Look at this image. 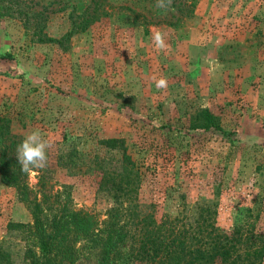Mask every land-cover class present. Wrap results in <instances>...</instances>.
Instances as JSON below:
<instances>
[{
	"label": "rangeland",
	"instance_id": "1",
	"mask_svg": "<svg viewBox=\"0 0 264 264\" xmlns=\"http://www.w3.org/2000/svg\"><path fill=\"white\" fill-rule=\"evenodd\" d=\"M182 1L164 11L156 0H106V14L80 30L90 0H20L60 42H37L21 19L0 16V117L9 119L16 150L37 129L52 143L48 166L29 173V185L38 189L42 174L52 191L68 185L74 207L99 219L114 200L99 188L101 176L121 159V149L101 140L117 138L142 172L134 193L141 213L156 197L155 216L192 219L210 200L220 231L249 213L264 230V0ZM156 31L166 51L155 50ZM161 77L166 89L156 87ZM200 109L221 130L191 128ZM32 221L0 175L7 264H29L28 247L39 252ZM75 248L79 258L60 264H98L90 242ZM112 264L135 263L124 245Z\"/></svg>",
	"mask_w": 264,
	"mask_h": 264
},
{
	"label": "trees",
	"instance_id": "2",
	"mask_svg": "<svg viewBox=\"0 0 264 264\" xmlns=\"http://www.w3.org/2000/svg\"><path fill=\"white\" fill-rule=\"evenodd\" d=\"M184 5L182 0H173ZM106 0H90L85 9L80 30L106 14ZM195 5V0H190ZM9 15L22 20L37 42H60L43 32L40 13H29L20 0H0V16ZM31 28V29H30ZM73 29H75L73 27ZM191 128L219 129L218 117L208 109H200L190 121ZM101 143L121 149L119 166L103 171L99 188L113 196V205L98 218L96 212L75 208L68 185L52 191L47 175H40L34 190L28 183L29 173L21 170L16 157V141L9 130V119L0 117V175L3 183L15 188L20 201L30 210V224L39 252L28 247L29 264L74 262L79 258L75 243L90 242L96 250L98 264H112L120 247L126 246L127 259L137 264H262L264 261V230L255 229L250 218L220 231L217 227L218 208L210 200L198 203L196 215L155 216L159 203L156 197L149 202L150 210L141 213L139 199L134 193L142 182L139 166L126 153L122 139L107 138ZM11 226H20L11 223ZM9 263L8 253L0 248V264Z\"/></svg>",
	"mask_w": 264,
	"mask_h": 264
},
{
	"label": "clouds",
	"instance_id": "3",
	"mask_svg": "<svg viewBox=\"0 0 264 264\" xmlns=\"http://www.w3.org/2000/svg\"><path fill=\"white\" fill-rule=\"evenodd\" d=\"M155 7L164 11L172 10V0H156ZM154 48L158 52L168 49L164 34L156 31L152 35ZM167 79L161 77L155 80L157 89L167 88ZM52 147L49 139H46L40 130L30 132L17 146L16 157L21 170L31 173L34 170L44 169L48 166V150Z\"/></svg>",
	"mask_w": 264,
	"mask_h": 264
}]
</instances>
